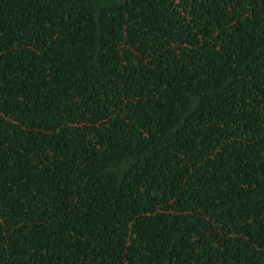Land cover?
Masks as SVG:
<instances>
[{"label": "trees", "instance_id": "trees-1", "mask_svg": "<svg viewBox=\"0 0 264 264\" xmlns=\"http://www.w3.org/2000/svg\"><path fill=\"white\" fill-rule=\"evenodd\" d=\"M0 264H264V0H0Z\"/></svg>", "mask_w": 264, "mask_h": 264}]
</instances>
